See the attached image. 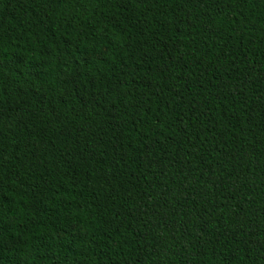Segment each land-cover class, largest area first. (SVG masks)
Masks as SVG:
<instances>
[{"label": "trees", "instance_id": "trees-1", "mask_svg": "<svg viewBox=\"0 0 264 264\" xmlns=\"http://www.w3.org/2000/svg\"><path fill=\"white\" fill-rule=\"evenodd\" d=\"M0 264H264V0H0Z\"/></svg>", "mask_w": 264, "mask_h": 264}]
</instances>
